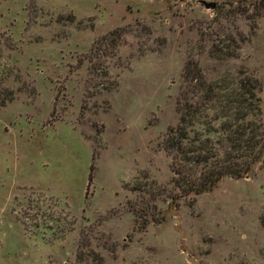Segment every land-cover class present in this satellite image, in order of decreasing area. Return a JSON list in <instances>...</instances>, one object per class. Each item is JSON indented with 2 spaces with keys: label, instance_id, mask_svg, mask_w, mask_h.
I'll return each instance as SVG.
<instances>
[{
  "label": "rangeland",
  "instance_id": "rangeland-1",
  "mask_svg": "<svg viewBox=\"0 0 264 264\" xmlns=\"http://www.w3.org/2000/svg\"><path fill=\"white\" fill-rule=\"evenodd\" d=\"M190 61L264 130V0H0V264H264V162L171 203Z\"/></svg>",
  "mask_w": 264,
  "mask_h": 264
},
{
  "label": "trees",
  "instance_id": "trees-1",
  "mask_svg": "<svg viewBox=\"0 0 264 264\" xmlns=\"http://www.w3.org/2000/svg\"><path fill=\"white\" fill-rule=\"evenodd\" d=\"M223 55L237 57L228 50ZM183 81L175 104L178 123L162 140L170 160L173 204L210 192L225 178H247L264 162V130L250 120L259 114L257 81L206 80L194 61L184 65ZM153 209L146 207L139 215L158 221ZM88 257L91 263L103 262L93 252Z\"/></svg>",
  "mask_w": 264,
  "mask_h": 264
},
{
  "label": "water",
  "instance_id": "water-1",
  "mask_svg": "<svg viewBox=\"0 0 264 264\" xmlns=\"http://www.w3.org/2000/svg\"><path fill=\"white\" fill-rule=\"evenodd\" d=\"M204 7L206 9L213 10L215 8V4L214 3H204Z\"/></svg>",
  "mask_w": 264,
  "mask_h": 264
}]
</instances>
